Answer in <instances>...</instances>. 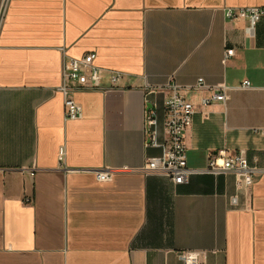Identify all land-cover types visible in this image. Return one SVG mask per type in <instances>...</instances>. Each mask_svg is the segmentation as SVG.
I'll return each instance as SVG.
<instances>
[{"label": "crops", "instance_id": "crops-1", "mask_svg": "<svg viewBox=\"0 0 264 264\" xmlns=\"http://www.w3.org/2000/svg\"><path fill=\"white\" fill-rule=\"evenodd\" d=\"M249 7L264 0H0V264H183L186 251L264 264V23L252 38L246 20L224 17ZM62 50L96 54L103 71V90L67 95L78 121L57 91ZM111 72L123 75L114 89ZM199 79L228 100L202 108L211 90L182 92L197 110L188 168L244 153L258 169L246 191L233 174L175 185L139 171L161 153L146 145L147 112L162 142L172 86ZM102 169L116 171L110 182L96 179Z\"/></svg>", "mask_w": 264, "mask_h": 264}, {"label": "built area", "instance_id": "built-area-1", "mask_svg": "<svg viewBox=\"0 0 264 264\" xmlns=\"http://www.w3.org/2000/svg\"><path fill=\"white\" fill-rule=\"evenodd\" d=\"M224 17L229 21L246 20L249 27L246 30L248 36H255V28L259 23H264V8H226ZM234 50L226 51V60L233 57ZM96 54L88 53L81 58H72L62 50V70L61 85L57 89L65 98V120L78 121L83 118L82 107L73 99L67 98L68 94L77 91L91 92L101 91L103 81V71L95 64ZM123 75L120 72H111L108 78L111 89L118 86ZM242 89H250L248 81L243 82ZM189 89L211 90L210 96L200 100L202 108H207L215 102L226 103L228 100L227 89L224 86L209 87L204 84L203 79H199L192 88H182L172 86V95L164 101V133L165 138L159 141L157 113L149 110L145 118V140L146 145L158 148L161 153L149 158L146 164L139 170L151 175L159 174L166 176L175 185H186L190 177L196 174H233L236 179V190L246 191L254 185V175L258 169L248 164L244 153L233 156L220 154L212 157L205 170H194L188 168L186 147L184 144V133L193 124V118L197 113L196 106L188 101L182 92ZM64 156V150L60 151V159ZM127 171V170H126ZM115 170L102 169L93 171L99 182H110L115 174ZM232 208L239 207L237 195L230 198ZM179 259L183 264H205V255L201 252L186 251L179 253Z\"/></svg>", "mask_w": 264, "mask_h": 264}]
</instances>
